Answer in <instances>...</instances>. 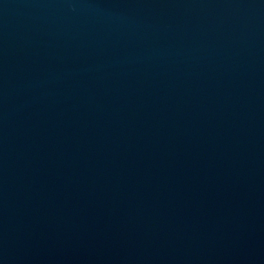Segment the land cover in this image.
Listing matches in <instances>:
<instances>
[{
	"label": "water",
	"instance_id": "1",
	"mask_svg": "<svg viewBox=\"0 0 264 264\" xmlns=\"http://www.w3.org/2000/svg\"><path fill=\"white\" fill-rule=\"evenodd\" d=\"M0 264H264V0H0Z\"/></svg>",
	"mask_w": 264,
	"mask_h": 264
}]
</instances>
